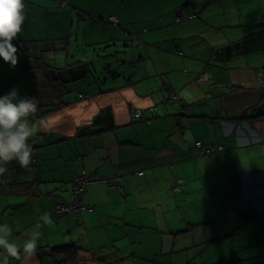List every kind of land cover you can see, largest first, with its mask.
<instances>
[{"label":"crops","instance_id":"crops-1","mask_svg":"<svg viewBox=\"0 0 264 264\" xmlns=\"http://www.w3.org/2000/svg\"><path fill=\"white\" fill-rule=\"evenodd\" d=\"M24 4L0 96L35 97L30 119L48 128L30 139L29 168L12 162L0 178V224L18 244L41 232L35 256L10 264H62L53 248L68 244L77 264H264V0ZM183 10L197 17L176 22ZM90 59L103 71L88 67L84 90L76 76ZM199 141L216 151L202 155ZM83 174L97 177L83 199L92 210L59 214Z\"/></svg>","mask_w":264,"mask_h":264},{"label":"clouds","instance_id":"clouds-1","mask_svg":"<svg viewBox=\"0 0 264 264\" xmlns=\"http://www.w3.org/2000/svg\"><path fill=\"white\" fill-rule=\"evenodd\" d=\"M24 0H0V58L15 68L19 62L18 47L14 45L22 31L25 15ZM38 101L35 97H21L18 88L0 96V177L8 171L6 165L16 162L23 169L32 164L33 148L29 142L37 129L46 131L45 119L32 121ZM40 213L39 207H34ZM44 225H53L52 217L44 212L38 216ZM39 226V225H38ZM13 230L8 223L0 224V264H10V258H33L41 240V232L25 231V239L18 244L12 239ZM22 249V253H21Z\"/></svg>","mask_w":264,"mask_h":264},{"label":"built area","instance_id":"built-area-1","mask_svg":"<svg viewBox=\"0 0 264 264\" xmlns=\"http://www.w3.org/2000/svg\"><path fill=\"white\" fill-rule=\"evenodd\" d=\"M110 20L112 21V23H115V24L118 23V18L116 16H111ZM177 20L179 21L180 19L177 18ZM20 45H23V43H20ZM257 75H258V79H259V82L261 84V87L264 89V65L258 70ZM205 80H208L207 74H202L199 81H205ZM196 144L200 148V152L202 155L212 154L216 151L215 148L207 147L202 141H199ZM96 180H97V177L88 176L86 174H83V175L77 177L75 179V185L77 186V188H76L77 196L75 198V202L72 204H60L59 203L57 205V211L67 213V212H75V211H77L79 209H83V208L88 209V210H92V207H87L83 204V199H84V195H85V191L87 189V186ZM181 189H182V185H180V184H178L175 187L176 191H180Z\"/></svg>","mask_w":264,"mask_h":264},{"label":"trees","instance_id":"trees-1","mask_svg":"<svg viewBox=\"0 0 264 264\" xmlns=\"http://www.w3.org/2000/svg\"><path fill=\"white\" fill-rule=\"evenodd\" d=\"M196 17H197V14L188 12L187 10H185V11L183 10L179 15L176 16L175 20H176V22H183V21H185L187 19H190V18L193 19V18H196ZM177 18H179L180 20L178 21ZM38 62H39V64H38L39 67L42 68V69H44V71L46 72V74L49 77V79H51V80H60L61 81V79H59L58 77L55 76L54 73L56 71L55 70L52 71L50 69L49 65L45 64L40 59L38 60ZM59 70H61V69H59ZM75 70L71 71L69 73V75L75 74ZM79 70H81V71L78 72L76 70L77 73H78L76 77L78 79L84 78L86 76V74H87L88 68L84 67V70H82L81 68ZM51 83H52L53 90H56L57 89L56 88L57 86L54 84V81H51ZM168 100H170V98H168ZM138 111H140V110H138ZM29 142L32 144L31 141H29ZM32 148H33V146H32ZM0 178H2V177H0ZM56 211H57V206H56ZM57 212L59 214H62V215H65V214H68V213H73V212L63 213V212H59V211H57ZM77 251H78V247H76L74 244H68V245H64V246L54 247L53 248V253L56 254V256H58V259L57 260L60 263H62V264H64V263L77 264L78 263L77 262V260H78Z\"/></svg>","mask_w":264,"mask_h":264},{"label":"rangeland","instance_id":"rangeland-1","mask_svg":"<svg viewBox=\"0 0 264 264\" xmlns=\"http://www.w3.org/2000/svg\"><path fill=\"white\" fill-rule=\"evenodd\" d=\"M89 53V52H88ZM94 55H96V53H93L92 54V56H94ZM95 57H97V55L95 56ZM91 60V59H90ZM103 62V61H102ZM97 67L98 66V62H97V59L95 60V61H93V60H91V61H88V62H86V64H85V66H82L81 68H82V70H84V67H86V68H88V67ZM111 66H113V65H111ZM120 66H121V64H120ZM97 69H99V70H101V72L103 71V68H101V67H99L98 66V68ZM96 69V70H97ZM111 70H113V71H115L114 69H111ZM91 71H92V73H94V75H96V74H98V73H96L95 71H94V69L92 68L91 69ZM100 73V72H99ZM122 75L124 74V73H121ZM97 78H100L101 80H100V82H102V83H104L105 81H104V77H101V75H99V76H96ZM109 78V81H112V79H114V78H118L116 75L115 76H113V75H109V76H107V79ZM87 79V77L86 78H84L83 80L81 79V81H80V83H82V84H84V86L83 87H81V88H83L84 90L86 89V83H90V82H86L85 83V81L84 80H86ZM203 258H206V257H203Z\"/></svg>","mask_w":264,"mask_h":264}]
</instances>
